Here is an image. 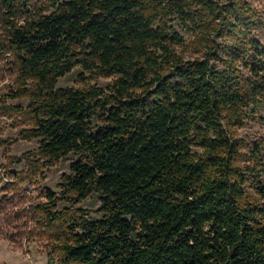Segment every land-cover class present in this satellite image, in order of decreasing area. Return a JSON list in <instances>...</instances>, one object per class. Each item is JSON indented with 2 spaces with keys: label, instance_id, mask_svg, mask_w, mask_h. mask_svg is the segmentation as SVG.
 I'll use <instances>...</instances> for the list:
<instances>
[{
  "label": "trees",
  "instance_id": "16d2710c",
  "mask_svg": "<svg viewBox=\"0 0 264 264\" xmlns=\"http://www.w3.org/2000/svg\"><path fill=\"white\" fill-rule=\"evenodd\" d=\"M52 10H51V9ZM196 52L178 50L184 37ZM6 97L35 150L25 182L70 153L59 191L39 186L51 264H264V14L248 0H0ZM80 67L107 88L58 87ZM3 100L5 109L13 108ZM200 148L202 150H196ZM98 194L99 217L78 207ZM60 202L68 207L59 209Z\"/></svg>",
  "mask_w": 264,
  "mask_h": 264
},
{
  "label": "rangeland",
  "instance_id": "374dc122",
  "mask_svg": "<svg viewBox=\"0 0 264 264\" xmlns=\"http://www.w3.org/2000/svg\"><path fill=\"white\" fill-rule=\"evenodd\" d=\"M264 14V0H248ZM51 9V8H50ZM52 10V9H51ZM172 26L184 37L185 45L177 50L186 58L197 54L191 44L193 33L187 29L178 17L171 20ZM16 74L13 73L9 57L0 54V264H51L54 255L52 244L45 236L43 227L37 223L34 204L44 201L38 190L39 186H47L59 191L58 184L66 173L71 172V163L81 158L80 154L70 153L60 159L55 165L44 169V176L21 182L13 178L12 172L26 168L25 161L14 162L28 151L39 146V140L19 138L27 124L23 114L15 109L16 106L27 107L28 99H11L6 97L15 88ZM113 84V79L103 76H90L82 68L76 67L70 73L58 80V87L84 88L96 85L107 88ZM12 106L3 107V100ZM264 114V106L260 108ZM237 136L248 142L264 135V125L261 122L246 119L238 129ZM196 150H202L195 148ZM59 209L68 207L66 202H60ZM90 210L91 216L99 217L97 209L101 207L98 194H93L78 205Z\"/></svg>",
  "mask_w": 264,
  "mask_h": 264
}]
</instances>
